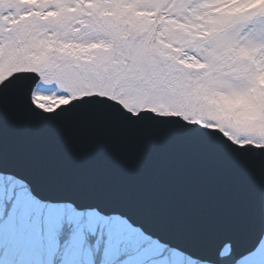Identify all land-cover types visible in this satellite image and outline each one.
<instances>
[{
  "label": "snow or ice",
  "instance_id": "snow-or-ice-1",
  "mask_svg": "<svg viewBox=\"0 0 264 264\" xmlns=\"http://www.w3.org/2000/svg\"><path fill=\"white\" fill-rule=\"evenodd\" d=\"M0 264H264V0H0Z\"/></svg>",
  "mask_w": 264,
  "mask_h": 264
},
{
  "label": "water",
  "instance_id": "water-1",
  "mask_svg": "<svg viewBox=\"0 0 264 264\" xmlns=\"http://www.w3.org/2000/svg\"><path fill=\"white\" fill-rule=\"evenodd\" d=\"M129 210L142 213V217L137 216L136 221L142 223L147 231H150L154 236H158L162 242H172L171 236L163 230V222L154 211L148 208L141 209L136 206H132Z\"/></svg>",
  "mask_w": 264,
  "mask_h": 264
}]
</instances>
